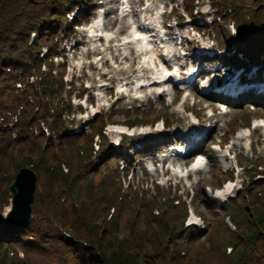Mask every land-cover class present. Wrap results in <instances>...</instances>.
I'll return each instance as SVG.
<instances>
[{"label": "rangeland", "instance_id": "374dc122", "mask_svg": "<svg viewBox=\"0 0 264 264\" xmlns=\"http://www.w3.org/2000/svg\"><path fill=\"white\" fill-rule=\"evenodd\" d=\"M38 1L39 0H17L21 8V13L24 18V21L27 24V28L22 30L20 39L16 41L14 46L10 48H6L4 50H2V48L0 49V60L5 59V58L11 59L14 62V66L12 69L16 70V72L15 71L5 72L4 68L0 70V103L3 104L4 106H11L14 104L15 100L19 98V99H23L24 101H26L27 106L29 108V110H27L28 113L23 114V116H26V117H22L21 119L16 118V115H14V113H8L7 121L10 123L14 122V125H12L11 127L1 132V134L3 135V138L7 140V138H10L12 134L17 135V133H20V136L22 137L24 144L14 146L11 141H8L6 150L10 155H15V156H17L21 151H23V149L26 150L28 153L36 154V159L34 162L37 163V169L39 171L42 168L45 169L44 163H46L49 160L48 158L53 156V158H55L56 160H59L61 154L65 156L68 154L69 155L68 158H71L74 160L72 162V167L74 169V172L77 173L76 176L80 178V180L77 183L78 184L82 183L85 186L89 185L92 193H94L98 198H101V199L106 198L105 194L110 191V189L108 188L109 178L112 176L110 165H108V162H107V160L109 159V155L105 154L106 142L104 141V139H102V137L97 139L94 133L95 132L102 133L103 131V133L106 134L107 131L105 129H107L108 124L113 123V124L120 125V124L125 123L126 120L128 122L130 119H134V123L143 122L144 124L142 125L146 126L148 124H152L157 119L159 120L163 113L169 114L173 118L174 115H172V112H173L172 108L161 107L160 109L155 111L151 109L150 105H147L142 108L140 107L134 108L133 109L134 114H133L131 112L130 113L123 112L120 108L125 107L124 102H119L116 106V109L113 108L112 111L111 110L106 111L103 113V115L101 116L98 115L96 116V118H94V120H92L94 122V126L88 134L81 133V136H73L70 140V138L62 139L61 137H59V134H56V135L49 134L48 135L49 130L47 129L48 132H44V134H42L40 138L30 140L29 134L34 135L35 133H38L39 130H41L42 128L44 130L45 128H47L46 124L44 123L38 124L37 122H35L36 127H32V126L29 127L30 125H32L30 121L35 115L34 113L35 112L43 113V111L39 109L37 103L38 102L44 103L45 101L48 100L49 97H52L59 103V109H60L61 100H62V98L60 97L59 91H52V87L44 85L46 81H51V79H49L47 75L44 74V72H42L43 69L35 70L40 65V62H42V59L39 56L42 52H44L47 49V47H52L53 49L57 45V47L59 48H67L68 40L72 41L73 39V37L65 38L63 34L57 33L58 31L54 25L57 24L60 28V31H62L63 25L66 24L64 20L62 19L58 20L57 18L49 19L55 14H59V15L63 14L62 12H58L57 10L59 0H40L41 1L40 3H38ZM72 1H75V0H72ZM159 1L166 2L167 0H159ZM206 1L208 0H199L198 4L196 3L197 4L196 11H199L198 6L203 3H206ZM32 2L34 4L31 6ZM81 3L83 2L81 1ZM222 4H223V0H222ZM224 6L227 9H229L231 5L230 3H226L224 4ZM70 9L71 8H68L67 11ZM179 10L181 12V9ZM209 14L213 16V14H216V13H214L213 10H210ZM219 15L223 16L224 14L220 12ZM215 18H216V15L213 16V20ZM211 19L212 17L206 15V17L202 16L198 18L196 22L197 23L209 22L211 21ZM54 21L56 23H54ZM222 21L215 22L214 24L215 27L216 25H220ZM41 22H42V25L40 26V28L42 27V29L39 30L38 26H39V23ZM170 24L172 25V22H170ZM214 25L213 24L208 25L206 30H203L201 32L200 34L201 37L197 38L199 42H192L191 44H189L187 48H184L183 53H186V54L187 53L193 54V53H198V52L202 53L205 51L202 49L206 48V46H210L212 43L218 44L216 38H214L213 40V35L215 33ZM231 25H232L231 21H226V23L223 24V29L229 34V38H228L229 45L232 47V49H235L238 44V40H237L238 37L234 35V33L231 32ZM43 28L45 29V31L43 30ZM217 31L220 32L219 26H218ZM169 32L170 34L166 35L167 38L170 39L171 37L172 38L176 37V34L172 30ZM122 34H127V32L124 31ZM208 36L210 37L209 42H208ZM77 39L78 40L83 39V37H81V34L79 37H77ZM243 41H241V43ZM217 50L219 52V55H222L224 53L218 47H217ZM225 50L227 51V49ZM229 54L231 53H228V55ZM186 62L188 63V66L196 64V62L190 63L191 60H187ZM24 71H27L29 74H33L34 76H38V77L40 76V78H37V80L36 78H34L33 81H36L37 86L41 85L42 88L36 87L32 81H29L27 85L21 84V87L18 88L19 85L18 83H15V81L19 79L20 75L24 74ZM260 78L261 79L259 81L261 80L264 81L263 72L260 75ZM35 90L37 91L38 94L34 92ZM75 103H77V101H75ZM44 104L49 106V103H44ZM59 109L57 111L56 119L61 121L66 118V113H59ZM141 113H144V114H141ZM89 116H91L90 112L83 113V115H79V114L77 115L76 124H75L77 129L83 123H84L83 126L88 124V122H85V121H87ZM136 116H139V118H136ZM251 116L262 117L263 115L256 114V113L249 114L245 112H239L236 115L229 117L228 122L230 125V131L232 135H236V133L239 132L238 127L246 123L247 119H249V117ZM35 117H37V115H35ZM22 122H25L24 129H21L20 127V123ZM186 123H187V120L185 119V117L182 120V123L180 124L177 123L174 119H172L170 130H167L163 133H154L148 136H140L137 142L140 144L155 143V142L162 140L166 136L168 138H171L172 135H165V134L173 130L185 129ZM101 126H104V127L102 129H99V127ZM156 129L157 127L152 129L151 131L156 130ZM56 130H57V126H54V131ZM67 136L68 135H66V137ZM95 141L100 142L99 144L97 143L99 145L98 149L97 147H93V143ZM259 142H261L260 144L261 146L260 148L256 150V152L258 153L259 159L264 161V142L263 141H259ZM161 147H162V144L161 145L158 144L154 148V150H157L158 148H161ZM126 148L128 149L129 145H126ZM150 154L151 152L146 153L144 156L140 157L138 160L134 162L133 167L135 168V170L133 171V177L130 179V181L134 183V184H131L133 187H142V185H144V183L141 184L137 182L141 179L140 171L142 168V164H145L146 161H148ZM133 157H134V153H130V158H133ZM110 161H113V160H110ZM260 164H261V167L255 170V172L258 171L259 175L257 176V178H260V179H257L256 181H254L252 183V187L249 190L245 191L242 195H240L238 201H233L232 205L229 208L224 209L223 215H224V218L227 224L230 225V222H232L235 225H241V224L243 225V219H245L247 216L253 219V215L255 212L264 211V162ZM216 166H220L222 170H224L225 168L224 165H221L217 160H214V161L207 160L204 171L206 173H209L211 172V169ZM111 167L112 168L116 167L114 162H111ZM60 168L64 172L68 171L67 167L64 166L63 164L61 165ZM16 173L17 172L13 171V174H16ZM45 176H46L45 173L42 171L41 177H45ZM210 178H212V180ZM145 179H148V177ZM206 181L208 185H210L209 182H211L212 184H215L217 182V180L211 173L208 176H206ZM11 182H13V180H11L10 183ZM210 186H213V185H210ZM147 188L151 190H148L146 194H152V190L156 191L150 186H148ZM198 190L199 188L197 187L195 188L194 192L197 193ZM92 193L91 195H93ZM129 193L130 191L128 190L126 194H129ZM8 196H10V194ZM8 196L6 197L5 201L0 202V216L2 212L6 211L8 207V204H9ZM161 196H165V199H170V195H167V194L158 195L159 198ZM195 202H197L194 204L196 210L205 215V218L202 219L205 227L209 226L211 228V225L214 226L213 224L214 222L218 220H222L220 217L221 215L218 216L217 214L212 213L213 207H210L207 202L201 199V197L197 196L195 199ZM119 208L120 209L116 215L115 221L118 222L117 229L119 231V234H121L119 235L120 239L123 240V238H125L123 235H127L128 237L134 238L136 241L139 242V236L133 230L140 229V230L149 232L151 234L159 235L161 237L160 241L163 243V245L167 247L168 250L172 249L170 240H168L166 238V235H164V233L167 231V224L166 222H164L165 216H163L164 220L149 221L147 217L143 215L142 216L139 215L140 210H137L138 212L137 214V212L135 211L136 203L133 201H129L127 204L122 203L119 205ZM214 208L216 209L215 206ZM191 209H194L193 205H191ZM111 212L112 210L109 211V213ZM155 222H157L156 223L158 226L157 228L155 227V224H154ZM56 228H57L56 230L55 229L51 230L48 239L46 238L42 239L43 241L47 240V245L51 244V241L49 240L50 236L52 237V234H54L59 229V225L56 226ZM242 228L243 227H241L240 229L242 230ZM95 229H96V232L99 233V230L97 229V227ZM39 233H43V235H45L47 233L46 228L44 227L40 228ZM242 236L243 235H241L238 238L237 237L234 238L233 246L238 245V243L242 241ZM81 237L85 238L86 237L85 233L81 234ZM94 241L96 243V248L94 246L91 248L89 247L86 248L87 258L90 264H113L114 260L112 263L110 262L111 251L107 247L104 246L108 244V239L103 237L101 240L102 243L96 242L97 240H94ZM205 242H206V239L201 236L199 239V242H197L196 245H204ZM250 242L252 246H256L257 249L259 248L258 241L256 245H255L256 240L255 241L251 240ZM12 244L13 245H10V247L14 248L18 253L26 255L25 259L27 260H29L30 258V261H31L33 256L34 257L38 256L35 252H32L26 246L25 243L18 242L16 244L15 243H12ZM192 246L193 244L191 245L184 244L183 248L189 249ZM202 247L198 249L201 254H203ZM229 251L230 249H227L226 253H228ZM133 252L137 253L135 250ZM59 253L62 254V250ZM213 254H215L214 251H213ZM195 257L198 259L201 258L198 254H195ZM124 259L122 258V260ZM136 259L137 261L142 259L143 264L149 263L146 260V258L143 259L141 255H139ZM66 261H67L66 264H75L74 260H72V258H70L69 255H67ZM137 261L129 257L128 260L126 259L125 262L126 264H134V263L136 264ZM209 264H213V261H209Z\"/></svg>", "mask_w": 264, "mask_h": 264}, {"label": "trees", "instance_id": "16d2710c", "mask_svg": "<svg viewBox=\"0 0 264 264\" xmlns=\"http://www.w3.org/2000/svg\"><path fill=\"white\" fill-rule=\"evenodd\" d=\"M40 2L39 0L38 3ZM226 3L232 6L233 17L239 26L241 36L246 40V45L241 49L247 53L264 54V0H223L221 6L223 9L226 8L224 6ZM33 4L32 2L31 6ZM249 26L256 28L255 36H248ZM26 28L27 24L17 0H0V49L14 46L20 39L22 30ZM13 66L14 62L9 58L0 60V70L3 68L4 71L6 68L15 70L12 69ZM38 105L43 109L44 106L40 102ZM0 108L8 113L12 111L14 115L18 109L13 105L2 106V104ZM20 108L17 118L23 116V113L28 110L25 102H21ZM35 115L31 119L33 124L36 121L38 123L41 120L45 121L44 114ZM4 120L6 119L0 120V202L5 201L9 195L8 184L15 175L13 171L17 172L21 165H31L36 175L37 192L34 217L30 222L10 227L1 220L0 216V244L25 243L38 256H33L31 261L30 258L29 260L20 259L17 254L4 250L3 246H0V264H66L67 255L74 260L75 264H90L86 248L93 246L96 248L94 240L101 242L103 237L108 239V244L104 246L111 251L110 262L114 260L113 264H126L125 261L129 257L137 261L136 258L139 255L143 259L146 258L149 262L147 264H209V261H213V264H264V211L255 212L253 219L247 216L243 219V225L233 223L234 230H230L221 220L214 222V226L211 225L210 230L204 235L206 242L211 246L210 251L203 245H196L200 238L192 235L186 236L189 245L193 244L192 247L183 248L180 243V249L184 251L183 255H177L175 249L168 250L160 241L159 235L140 229L133 230L139 236V242L127 235H123L125 237L123 240L120 239L118 222L115 221L121 204L116 197L118 191L116 184L111 181L108 184L110 191L105 194L106 198L101 199L92 193L89 185L77 183L80 178L76 176L77 173L72 167L74 160L65 155L61 154L59 160L51 155L52 157L44 163L45 169L42 168L40 171L37 169V163L34 162L36 154L28 153L23 149L17 156L10 155L1 134L6 128ZM19 137L21 138L20 135ZM60 164L67 167L68 174L60 168ZM42 171L45 177H41ZM110 209H112L111 215ZM166 217L168 222L173 224V220ZM58 225L59 229L52 234V237L50 236L51 244L47 245V240L42 239H48L51 230H56ZM42 227L46 228L45 235L39 233ZM96 227L99 233L96 232ZM241 227H243L242 230ZM83 233L85 238L81 237ZM241 235H243L242 241L233 246L234 238ZM251 240H256L255 245L257 241L259 242L258 249L251 245ZM227 246L231 247L229 254L226 253ZM200 247L203 254L198 250ZM61 250L62 254L59 253ZM134 250L137 253L133 252ZM195 254L201 258H196ZM122 258L125 259L122 260ZM140 263L143 264L142 259L136 264Z\"/></svg>", "mask_w": 264, "mask_h": 264}, {"label": "bare ground", "instance_id": "6f19581e", "mask_svg": "<svg viewBox=\"0 0 264 264\" xmlns=\"http://www.w3.org/2000/svg\"><path fill=\"white\" fill-rule=\"evenodd\" d=\"M145 3L147 5V8L143 9L140 14L142 26H145L147 24L151 26L152 28L156 27L158 24L157 17L155 16L154 19L150 18V13H152V10L155 8L156 4H154L152 0H146ZM121 6L125 7L127 11L130 12V11H133V9H135L136 2L134 0H125V2ZM128 14L129 16H126V19H128L129 21H133L132 15L130 13ZM100 25H101V21L95 24V26H97L99 29L98 30L99 34H103L106 39L114 37L112 33L106 32L104 28H102L101 30ZM128 31L130 35L122 39L121 44L117 45V40L114 39L116 37L115 36L112 40V43H113L112 46H115L116 44L117 47L120 48L124 54L130 52V46H134L136 48L135 50L137 53V59H138L139 66H138V71H137L138 75L134 79V82L137 81L143 84L146 83L147 85L141 87V88H146V89H143L140 92L143 94L148 91L149 97L151 98L153 93L164 91L168 88V86L163 85L167 77H168V80H170L171 77H174L173 75L174 73L167 74V71H165L162 65V61H161V56H167L168 54L170 55L169 53L170 44L165 41H161L160 47L156 46L153 40L154 36L153 34H151L152 32L151 30L141 29L138 32L136 30V27L133 26L131 28L129 27ZM92 32H94V30ZM159 32H160V29H159ZM199 58L200 57H195V60H198ZM175 60L178 62L181 61V59L176 58V57H175ZM191 68L192 69H190V72H193L195 67H191ZM177 73L178 72L176 71L175 74ZM182 74H184V76H181L183 81L187 82V80L190 78V77L188 78L189 72L187 71L186 73H182ZM150 82H153V83L149 85ZM131 83L129 84V86L131 85ZM202 87L204 88L208 86H206V84H202ZM125 90L127 91V88H125ZM254 91L256 90L254 89ZM137 93H139V91H137ZM186 93H188V91H186ZM184 97H189L190 99H193V94L191 93L190 95H184ZM180 107L182 108L184 106L181 105ZM257 123L264 125V121H259ZM126 131L128 133H133V130H126ZM202 163H203V160L199 159L194 165L195 170H197V166H201ZM225 193L226 191H222L219 193V195L223 196L225 195Z\"/></svg>", "mask_w": 264, "mask_h": 264}, {"label": "water", "instance_id": "95a60500", "mask_svg": "<svg viewBox=\"0 0 264 264\" xmlns=\"http://www.w3.org/2000/svg\"><path fill=\"white\" fill-rule=\"evenodd\" d=\"M35 190V176L31 171L21 169L14 182L9 185V191L12 193L10 207L3 214V219L7 223L20 225L31 220L35 206Z\"/></svg>", "mask_w": 264, "mask_h": 264}]
</instances>
